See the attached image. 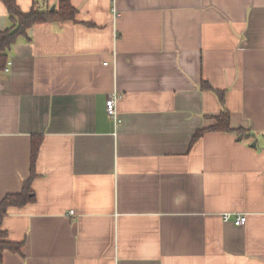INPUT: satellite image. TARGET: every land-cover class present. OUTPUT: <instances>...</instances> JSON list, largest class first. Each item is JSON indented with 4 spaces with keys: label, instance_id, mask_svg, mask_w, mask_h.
Listing matches in <instances>:
<instances>
[{
    "label": "crops",
    "instance_id": "0c3cea01",
    "mask_svg": "<svg viewBox=\"0 0 264 264\" xmlns=\"http://www.w3.org/2000/svg\"><path fill=\"white\" fill-rule=\"evenodd\" d=\"M68 1L77 20L29 27L0 72V200L41 137L0 264H264V0ZM223 109L249 137L192 142Z\"/></svg>",
    "mask_w": 264,
    "mask_h": 264
},
{
    "label": "trees",
    "instance_id": "16d2710c",
    "mask_svg": "<svg viewBox=\"0 0 264 264\" xmlns=\"http://www.w3.org/2000/svg\"><path fill=\"white\" fill-rule=\"evenodd\" d=\"M1 1L7 10L10 25L8 28L0 30V70H2L7 61L8 52L12 45L20 38L28 39L27 29L32 25L53 20H77V11L68 0H59L54 10H49L48 8L41 9L37 6L36 2H33L28 11L21 10L15 0ZM201 87L210 88L205 82L201 84ZM218 94L222 101L223 92H218ZM206 131H227L234 132L241 138L249 137L245 130L234 129L229 125V112L226 109L221 110L215 116V123L213 125L197 130L193 134L191 141H195ZM40 140L41 137L39 136L32 137L30 175L23 182L21 190L19 192L7 193L0 200V261L3 251L20 252L21 249V242L12 241L8 238L7 231L2 227V220L10 206H22L27 202L33 201L35 198L30 184L35 176L34 162Z\"/></svg>",
    "mask_w": 264,
    "mask_h": 264
},
{
    "label": "built area",
    "instance_id": "2783aa9c",
    "mask_svg": "<svg viewBox=\"0 0 264 264\" xmlns=\"http://www.w3.org/2000/svg\"><path fill=\"white\" fill-rule=\"evenodd\" d=\"M10 66H11V62L7 60L2 70H0V72L8 73L10 71ZM116 100H117L116 94H111L105 99V109H106L107 115L115 123L119 121V115L116 110ZM70 213H73V211H70ZM223 219L225 221H232L236 225H242L245 222V215H242L240 213L233 214L230 212H224Z\"/></svg>",
    "mask_w": 264,
    "mask_h": 264
},
{
    "label": "water",
    "instance_id": "95a60500",
    "mask_svg": "<svg viewBox=\"0 0 264 264\" xmlns=\"http://www.w3.org/2000/svg\"><path fill=\"white\" fill-rule=\"evenodd\" d=\"M54 7H55V5H51L49 10H54ZM252 145H254V144H252Z\"/></svg>",
    "mask_w": 264,
    "mask_h": 264
}]
</instances>
